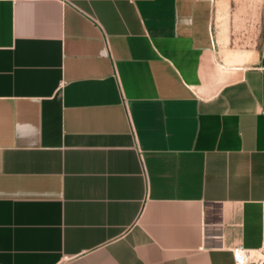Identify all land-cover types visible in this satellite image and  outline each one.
<instances>
[{
    "label": "crops",
    "instance_id": "0c3cea01",
    "mask_svg": "<svg viewBox=\"0 0 264 264\" xmlns=\"http://www.w3.org/2000/svg\"><path fill=\"white\" fill-rule=\"evenodd\" d=\"M0 0V264H264V9Z\"/></svg>",
    "mask_w": 264,
    "mask_h": 264
},
{
    "label": "rangeland",
    "instance_id": "374dc122",
    "mask_svg": "<svg viewBox=\"0 0 264 264\" xmlns=\"http://www.w3.org/2000/svg\"><path fill=\"white\" fill-rule=\"evenodd\" d=\"M216 6L214 30L218 49L246 51L252 46L254 27L264 0H213Z\"/></svg>",
    "mask_w": 264,
    "mask_h": 264
},
{
    "label": "built area",
    "instance_id": "2783aa9c",
    "mask_svg": "<svg viewBox=\"0 0 264 264\" xmlns=\"http://www.w3.org/2000/svg\"><path fill=\"white\" fill-rule=\"evenodd\" d=\"M232 258L234 264H248L251 256L248 250L238 247L232 250Z\"/></svg>",
    "mask_w": 264,
    "mask_h": 264
}]
</instances>
